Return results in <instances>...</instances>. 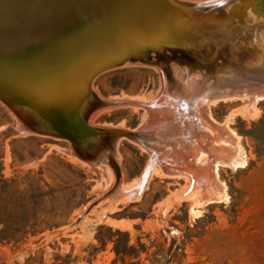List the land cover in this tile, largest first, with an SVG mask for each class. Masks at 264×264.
I'll return each instance as SVG.
<instances>
[{
	"label": "rangeland",
	"instance_id": "obj_1",
	"mask_svg": "<svg viewBox=\"0 0 264 264\" xmlns=\"http://www.w3.org/2000/svg\"><path fill=\"white\" fill-rule=\"evenodd\" d=\"M171 62L169 57H158L151 65L123 64L96 75L90 88L98 102L88 113V123L128 128L144 123L146 112L141 108L101 105L123 96L152 100L163 89L162 75L178 92L181 78L174 77ZM242 105L218 101L208 109L219 123L233 114L229 126L240 135L248 157L245 168L218 170L228 193L226 203L198 206L201 212L195 217L191 208H197L196 196L178 195L187 179L153 175L134 201L103 213L105 205H97L84 223L74 226L78 211L111 187L114 172L106 185L97 181L85 162L69 157L67 140L18 133L11 113L0 102L1 174L5 179L25 177L28 171L33 175L30 181L23 179L19 188H10L7 199L17 198L19 190L36 177L45 182L42 190L26 189L17 204H0V219L3 214L7 220V227L0 224V264H264V100L254 105L253 117L241 115L252 109H241ZM147 159L139 145L121 140L116 150L121 183L136 180ZM16 217L31 220L27 232L13 231ZM116 219L125 223L111 224Z\"/></svg>",
	"mask_w": 264,
	"mask_h": 264
},
{
	"label": "water",
	"instance_id": "obj_2",
	"mask_svg": "<svg viewBox=\"0 0 264 264\" xmlns=\"http://www.w3.org/2000/svg\"><path fill=\"white\" fill-rule=\"evenodd\" d=\"M158 57L219 74L201 86L200 111L214 93L235 86L237 80H222L227 73L264 92V0H0V102L14 127L67 140L96 177L103 163L112 168L111 187L88 208L119 188L121 140L147 152L143 183L155 165L167 173L178 168L170 130L157 133L145 122L96 127L87 120L98 102L90 88L96 75Z\"/></svg>",
	"mask_w": 264,
	"mask_h": 264
},
{
	"label": "bare ground",
	"instance_id": "obj_3",
	"mask_svg": "<svg viewBox=\"0 0 264 264\" xmlns=\"http://www.w3.org/2000/svg\"><path fill=\"white\" fill-rule=\"evenodd\" d=\"M93 36L90 35L89 37ZM172 69L173 74H175L174 77L181 78V80H178L181 83L178 92L170 88L166 77L162 75L163 89H160L152 100L139 96H123L121 99L118 98V100H105L101 106L129 105L133 108H141L146 112L145 123H152L151 127L153 130L157 133L170 130L171 136L169 140L174 149V156L178 160L177 170L173 173H167L162 166L155 165L150 169L144 183L141 181V172L138 178L136 180L133 179L134 181L131 183H120L115 195L107 197L109 198V202L105 198V201L100 200L88 208L93 200L89 202L80 212L78 211L80 215L77 219H73L72 225L84 223L87 213L90 214L97 205H100V207L101 204L105 205V209L101 211L103 213L112 208L117 209L114 207L115 205L127 203L130 200L134 201L135 195L142 191L140 187H146L147 181L153 175L187 179V185H185L182 191L178 192V195L181 196L180 198L183 196L185 198L188 196L187 198H189L190 196V199L196 196L197 208L190 207L195 217L199 216L201 212L198 206L201 208L210 203H226L228 201L226 185L219 179L218 170L220 167H227L232 170L245 168L248 157L240 135L229 126L233 114L226 117L227 119L223 123H219L209 116L208 109L209 106L214 105L218 101H240L243 104L240 107L241 109L252 108L251 111H241V115L243 117H253L257 114L254 105L258 101L264 100V92L259 91L256 87L249 86L251 80L247 79V77L237 78L232 73H227L223 75L222 80L229 82L226 85L232 84L233 81L237 80L234 83L235 86L230 88L229 86L225 88V86L220 92L214 93L206 99L200 111L197 109L196 103L201 99L200 96H202L200 95L201 86L203 83L208 84L214 79L219 78V74L214 72V76H212L206 74V72L188 71L176 63H172ZM241 109L238 108L236 111H240ZM15 127L20 134H28L26 129L21 128L18 122L15 124ZM182 135L183 137L180 138ZM65 151L72 159L79 160L82 163L85 162L90 167L71 146ZM102 166L104 173L97 178V181L103 180L107 185L112 178L113 170L108 164L103 163ZM179 196L177 197L179 198ZM170 202L172 203V201ZM167 203L166 205L169 206L170 203ZM103 206L102 208H104ZM111 224L120 226L122 222L112 220Z\"/></svg>",
	"mask_w": 264,
	"mask_h": 264
},
{
	"label": "trees",
	"instance_id": "obj_4",
	"mask_svg": "<svg viewBox=\"0 0 264 264\" xmlns=\"http://www.w3.org/2000/svg\"><path fill=\"white\" fill-rule=\"evenodd\" d=\"M31 178H33V175H31V171H28L25 174V177H20V176H15L14 178L11 179H5L3 178V175L1 174L0 171V204H17L18 201L21 199L23 201V196H25L26 192L25 190L31 187H36V189L38 190H42L43 187L45 186V182L41 177H36L35 180L33 182H30L27 184H25V188H23L22 190H19V195L17 196V198L14 197V195L11 196L10 199H7L8 196L6 195V193H8V190L10 188H12L13 186L18 187L21 185V183H23V179L27 180L29 179V181L31 180ZM25 192V193H24ZM11 200L10 203H8ZM18 200V201H17ZM15 205H13L14 207ZM25 207V206H24ZM22 207V209L24 210V213H26L25 208ZM6 209V208H5ZM21 209V210H22ZM11 212L9 213V217L11 216ZM5 221H7L6 219L3 218V214H2V218L0 219V224L7 227V225H5ZM15 224L17 225L15 229H13L14 232H27V228L29 226V223L31 220L27 219V217H16L14 219Z\"/></svg>",
	"mask_w": 264,
	"mask_h": 264
},
{
	"label": "crops",
	"instance_id": "obj_5",
	"mask_svg": "<svg viewBox=\"0 0 264 264\" xmlns=\"http://www.w3.org/2000/svg\"><path fill=\"white\" fill-rule=\"evenodd\" d=\"M118 221H121L122 223H125V221L121 220V219H116ZM117 227H121V226H117Z\"/></svg>",
	"mask_w": 264,
	"mask_h": 264
}]
</instances>
